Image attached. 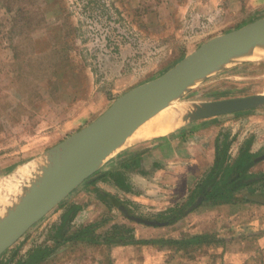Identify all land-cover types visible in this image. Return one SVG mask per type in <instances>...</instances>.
<instances>
[{
	"label": "rangeland",
	"instance_id": "rangeland-1",
	"mask_svg": "<svg viewBox=\"0 0 264 264\" xmlns=\"http://www.w3.org/2000/svg\"><path fill=\"white\" fill-rule=\"evenodd\" d=\"M263 17L264 0H0V181L23 164L45 165L54 146L205 41ZM245 58L216 69L180 99L198 105L264 93V57ZM183 123L167 135L124 145L96 172L121 168L126 159L142 154L149 173L126 170L131 190L96 181L93 174L9 247L0 264H18L39 246L53 249L40 264H219L227 240L236 251L253 252L251 239L264 233V205L206 201L189 209L213 165L218 137L230 142L232 158L248 139L255 153L264 154V105ZM176 135L184 140L187 155L167 163L152 153L159 142ZM251 171H264V160ZM99 193L115 195L133 215L167 223L134 221ZM73 204L82 208L69 223L68 235L96 223L101 235H118L127 227L130 237L157 242L57 245V229ZM184 205L187 214L180 220L171 224L164 219ZM197 234L214 239L187 241Z\"/></svg>",
	"mask_w": 264,
	"mask_h": 264
},
{
	"label": "water",
	"instance_id": "water-1",
	"mask_svg": "<svg viewBox=\"0 0 264 264\" xmlns=\"http://www.w3.org/2000/svg\"><path fill=\"white\" fill-rule=\"evenodd\" d=\"M263 44L264 17L212 37L159 77L119 96L94 121L54 146L39 178L0 216V256L95 174L130 135L172 100L180 98L191 86L231 62L238 54ZM263 105L264 94L210 100L196 105V110L187 118L199 120ZM256 160H264V154ZM250 198L264 205V193L252 194ZM202 202L203 196H200L189 210ZM117 205L134 221L149 225L167 223L133 215L125 205Z\"/></svg>",
	"mask_w": 264,
	"mask_h": 264
},
{
	"label": "trees",
	"instance_id": "trees-1",
	"mask_svg": "<svg viewBox=\"0 0 264 264\" xmlns=\"http://www.w3.org/2000/svg\"><path fill=\"white\" fill-rule=\"evenodd\" d=\"M184 58V57H183ZM181 58V59H183ZM227 141H220V137L216 139V152L213 165L207 172L201 183L198 185V194L203 196V202L210 201L213 205L231 204L238 201L254 202L250 196L252 194L264 193V171L253 172L251 169L257 163L259 154L251 150L252 140H246L239 149L236 157L232 158L230 154V146ZM142 154H137L129 157L122 164L121 168H113L111 170L99 171L95 180H103L111 182L118 188L124 191L131 190L129 176L126 170H133L142 174L149 173L146 169ZM99 196L104 201H109L114 205L120 203V200L111 193L100 194ZM195 198L191 196L192 199ZM187 205L178 209H171L173 211L170 215L164 218L169 223H175L187 214ZM82 205L73 204L65 213L62 224L58 227L55 240L58 244L65 241H91L92 243L105 242L108 244H152L156 243V239H139L133 235H127L129 228H125L123 232L120 226H114L119 234L114 232H107L103 235L97 233V224L89 223L78 228L71 234H67L69 223L75 218L77 213L81 210ZM103 238V240H99ZM211 235L197 234L192 236L187 241L189 243H210L212 242ZM170 242H175L170 239ZM184 241V242H187ZM52 248L49 246H39L29 252L26 259L18 262V264H40L51 253Z\"/></svg>",
	"mask_w": 264,
	"mask_h": 264
},
{
	"label": "bare ground",
	"instance_id": "bare-ground-1",
	"mask_svg": "<svg viewBox=\"0 0 264 264\" xmlns=\"http://www.w3.org/2000/svg\"><path fill=\"white\" fill-rule=\"evenodd\" d=\"M243 57H264V44L252 48L247 53L238 54L231 61L241 60ZM195 104L196 103L191 101L181 100L180 98L172 100L167 107L150 118L132 135H130L122 147L135 141L144 140L149 137L167 135L172 131H175L182 124H184L183 122L185 119H187V117L196 110ZM43 166L44 163H39L37 166L26 163L18 167V169L12 174L8 175V177L2 178L0 181V216L5 213L8 208H11L17 200H20V197L23 196V193H25L30 188L32 182L29 184V186L27 184L32 179H34V176L36 177V175L40 173ZM23 185L26 186L24 188H27V190L23 189L22 192L17 194V191H21L20 188Z\"/></svg>",
	"mask_w": 264,
	"mask_h": 264
},
{
	"label": "crops",
	"instance_id": "crops-1",
	"mask_svg": "<svg viewBox=\"0 0 264 264\" xmlns=\"http://www.w3.org/2000/svg\"><path fill=\"white\" fill-rule=\"evenodd\" d=\"M165 140V142H159L156 145L157 147L155 146L152 148V153L154 155L162 157L167 163H171L181 156L187 155L185 147H181V144H185L184 140L179 136L176 135L173 138L169 137ZM252 151L254 152V149ZM188 153L190 154L193 152L188 148ZM158 180L161 181V178ZM81 216L82 212L80 213L79 218ZM251 243H255V249L248 254L246 250L236 251L235 248H233L235 245L227 240L226 245L223 244L221 246V255L217 258V260L219 259L217 262H219V264H264V233L258 234L257 238L256 236L253 237ZM257 253L259 254V257L255 258L254 256ZM261 256L263 257L261 258ZM200 264H202V262H200Z\"/></svg>",
	"mask_w": 264,
	"mask_h": 264
}]
</instances>
